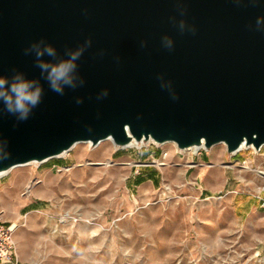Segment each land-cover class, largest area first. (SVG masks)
Returning a JSON list of instances; mask_svg holds the SVG:
<instances>
[{"label":"water","instance_id":"1","mask_svg":"<svg viewBox=\"0 0 264 264\" xmlns=\"http://www.w3.org/2000/svg\"><path fill=\"white\" fill-rule=\"evenodd\" d=\"M0 78V173L108 138L259 149L264 0H0Z\"/></svg>","mask_w":264,"mask_h":264},{"label":"rangeland","instance_id":"2","mask_svg":"<svg viewBox=\"0 0 264 264\" xmlns=\"http://www.w3.org/2000/svg\"><path fill=\"white\" fill-rule=\"evenodd\" d=\"M94 147L0 177L18 264H264V145Z\"/></svg>","mask_w":264,"mask_h":264},{"label":"clouds","instance_id":"3","mask_svg":"<svg viewBox=\"0 0 264 264\" xmlns=\"http://www.w3.org/2000/svg\"><path fill=\"white\" fill-rule=\"evenodd\" d=\"M68 69V65L61 64L59 66L52 67L51 75L53 77V83L65 76ZM5 83L4 79L0 78V86H3ZM29 85L27 83H19L12 85V91L16 94L15 101L13 103V98L11 95L5 96L6 102L9 105V108L15 107L16 109L27 111L26 103H31L36 105L39 100V90L35 92L27 91ZM0 95H5L3 92H0Z\"/></svg>","mask_w":264,"mask_h":264},{"label":"built area","instance_id":"4","mask_svg":"<svg viewBox=\"0 0 264 264\" xmlns=\"http://www.w3.org/2000/svg\"><path fill=\"white\" fill-rule=\"evenodd\" d=\"M15 230V224L0 223V264H18Z\"/></svg>","mask_w":264,"mask_h":264},{"label":"bare ground","instance_id":"5","mask_svg":"<svg viewBox=\"0 0 264 264\" xmlns=\"http://www.w3.org/2000/svg\"><path fill=\"white\" fill-rule=\"evenodd\" d=\"M144 141H145V140H140V141L132 140L131 142H129V143L126 144V145L118 146V145H116V144L113 142V140H112L111 138H108V139L102 140V141H100L98 144L94 145V146H95L94 148H98L103 142H108V143H110V144L112 145V147H114V148H116V147H121V148L140 147V145H143V144H144ZM146 142H153V143H156V142H154V141L151 140V139H149V140L146 141ZM79 143L90 144V142H78V143H75L71 148H74V147H75L77 144H79ZM165 143H171V144H173V145L176 146V144H175L174 142H164V143H157V144H165ZM219 144H224V143H219ZM224 145H225V144H224ZM176 147H177V146H176ZM201 148H206V147H205L204 145L192 146V147H188V148H185V149H179V148L177 147L178 150H189V149H192V150H199V149H201ZM242 148H252V149H254L255 151H258V149H256L253 145H248V146H247V145H245V144H242L240 149H242ZM63 154H64V153H63ZM33 162H35V161H31V162H28V163L23 164V165H17V166H14V167L10 168L8 171H5V172L0 173V176L6 174V173H8V172H10L11 170H13V169H15V168H18V167H20V166H24V165H28V164H31V163H33ZM188 165H191V164H188ZM258 173L264 178V170H259ZM14 224H15V226H17L16 223H14Z\"/></svg>","mask_w":264,"mask_h":264},{"label":"trees","instance_id":"6","mask_svg":"<svg viewBox=\"0 0 264 264\" xmlns=\"http://www.w3.org/2000/svg\"><path fill=\"white\" fill-rule=\"evenodd\" d=\"M138 182H141V179H139Z\"/></svg>","mask_w":264,"mask_h":264}]
</instances>
